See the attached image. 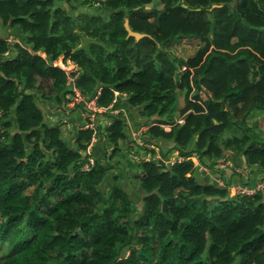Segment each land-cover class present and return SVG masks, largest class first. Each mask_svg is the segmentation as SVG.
<instances>
[{
  "label": "trees",
  "instance_id": "16d2710c",
  "mask_svg": "<svg viewBox=\"0 0 264 264\" xmlns=\"http://www.w3.org/2000/svg\"><path fill=\"white\" fill-rule=\"evenodd\" d=\"M58 1L68 9L0 0V264H264V193L232 196L191 158L244 156L264 171V132L249 125L257 114L264 124V0ZM77 2L94 11L72 14ZM126 19L148 36L129 37ZM185 38L203 42L193 56L168 49ZM59 59L79 66L85 96L109 106L125 93L149 126L159 152L134 146L123 114L108 113L100 132L137 191L109 178V162L82 168L94 130L66 138L47 122L40 101L60 108L69 93ZM174 151L190 158L172 162Z\"/></svg>",
  "mask_w": 264,
  "mask_h": 264
},
{
  "label": "built area",
  "instance_id": "2783aa9c",
  "mask_svg": "<svg viewBox=\"0 0 264 264\" xmlns=\"http://www.w3.org/2000/svg\"><path fill=\"white\" fill-rule=\"evenodd\" d=\"M9 41H18V39L10 36ZM8 54V52L6 53ZM45 57V55H43ZM55 66H58L62 70H64L67 74V88L69 93L67 95V100L63 104V107L59 108L61 111V119H59V124H63L66 128H70L71 120L70 116L72 112H74L77 108L86 110V123L84 128H90L97 132V124L100 115L105 113H114L118 114L122 112V108L116 105L120 102L121 99H124L126 96L125 93L117 92L112 103L109 106H99L97 103V97L89 98L85 96L80 88L77 85V77H78V70L79 66L74 62L67 60L64 61L63 59H59L54 62ZM100 94V91L98 92ZM120 99V100H119ZM3 111L0 108V118L2 117ZM183 118H175V123H183ZM173 126L171 123L170 125H164L166 128ZM146 126L141 127L138 130H134L132 132L133 139L140 145H143L144 142L142 140V133L146 130ZM0 131H2V125L0 123ZM96 140V137H94ZM137 158L136 156H133ZM190 157H183V156H175L171 159L172 162L176 161H183L189 159ZM195 161L198 167V173L203 177L206 178L208 182L211 184H216L221 187H226L229 189V194L232 196L237 195H255L260 192L264 193V176L256 179L254 185H250L248 182L249 172L251 171L247 165L244 164H237L231 159L227 158H220L214 165L208 164L206 161L202 162L197 157H191ZM96 160L94 157H90L88 161L83 165L84 170L90 169L92 166H95ZM225 170L231 171L236 180L233 182H229L226 178L224 173Z\"/></svg>",
  "mask_w": 264,
  "mask_h": 264
},
{
  "label": "crops",
  "instance_id": "0c3cea01",
  "mask_svg": "<svg viewBox=\"0 0 264 264\" xmlns=\"http://www.w3.org/2000/svg\"><path fill=\"white\" fill-rule=\"evenodd\" d=\"M185 39H187V38H185ZM185 39H181V40H185ZM179 41L173 42L172 47H174L175 44L178 43ZM179 47L182 48L183 45L180 44ZM126 103H127L126 101H124V100L122 101V108L125 111V113L128 115V119L130 122L129 124L131 126L135 125V127H136L138 122L136 121L135 116L132 115L131 110L133 108L132 109L127 108ZM40 105H41V107L45 113L47 122L51 125L58 124L59 119H61V111L58 109L59 107H57V105H55L54 103H52L50 101L41 102ZM108 119H109V117L106 115L105 116L100 115V117H99V120H98L99 136L91 145V154L93 157H97V159H99L103 164H106V162L110 163V165H109L110 166V171H109V178L110 179H112L113 176L116 173H118V174L123 176L121 183L124 184L129 189V191H133V190L137 191L138 190V184H136L134 182V180L131 178L133 170L125 165L126 164L125 158L123 159V157L121 155H113L114 150H113L112 144L107 143L105 136H104V133H102V134L100 133V132L104 131V128L108 122ZM70 120H71L70 128L66 129L64 126L63 127H64V133L66 135L70 134V137H71L73 134H75V131L77 129L82 127V125L85 122V116L80 111L75 110L71 114ZM170 145H171V143H170ZM170 145H166V146L169 147ZM175 154H176V151H174L173 155H175ZM233 159L235 160V162L237 164H244L250 168L251 171L249 172L248 182L251 186L254 185L256 179L264 176V171L255 165L249 166L247 164L244 156H237V157L235 156ZM224 173H225L226 178L228 179L229 182H233L234 180L237 179V177H235L234 174L229 170L228 171L225 170ZM200 178L203 180L202 176H199V179ZM134 200H138V199L134 198Z\"/></svg>",
  "mask_w": 264,
  "mask_h": 264
},
{
  "label": "rangeland",
  "instance_id": "374dc122",
  "mask_svg": "<svg viewBox=\"0 0 264 264\" xmlns=\"http://www.w3.org/2000/svg\"><path fill=\"white\" fill-rule=\"evenodd\" d=\"M57 1V3L59 4V5H62L63 7H65L66 9H68V7H69V4L68 3H66V2H61V1H58V0H56ZM91 11H94V9L90 6H86L85 4H83V3H79V2H77V8L76 9H73L72 7H71V13L72 14H74V15H77L78 13H83V12H91ZM4 29L2 28V26H1V22H0V31H3ZM21 36V35H20ZM22 37V36H21ZM183 45V47L182 48H180L179 47V45ZM203 45V42L199 39V38H187V39H185V40H180L178 43H176L175 44V46L174 47H172L173 46V44H171V45H168L167 47H168V49L169 50H171L175 55H177V56H179V57H183V58H188V57H190V56H193L194 54H195V52L198 50V48H200L201 46ZM179 102L181 103V104H183L184 103V96H183V94H180V96H179ZM40 103H41V101H40ZM132 111V115L133 116H135V118H136V121L138 122L137 123V125H139L140 124V122L142 121V119L143 118H141V116H140V114H139V112L137 111V110H135V109H132L131 110ZM262 115H255V116H251L250 118H249V125L250 124H256L257 123V125L259 126V129L262 131V132H264V124H261V117ZM135 126V125H134ZM66 128V127H65ZM67 129V128H66ZM69 134V133H68ZM69 136H70V134H69ZM65 137L66 138H68V136L65 134ZM147 138V137H146ZM148 139V138H147ZM143 141L145 142V144H147V142H146V140H145V138L143 137ZM150 146V145H149ZM168 148V146H165L163 149H164V151H166V149ZM157 150H159V148L157 149ZM90 152H91V150H90ZM225 158H227V159H231V160H233L234 162H235V160L233 159V156H231V157H225ZM236 163V162H235ZM248 179V178H247ZM111 182V180L109 179V181L105 184V185H103V187H102V189L104 190V191H108V189L110 188V184L111 183H113V180H112V182ZM136 201V200H135ZM136 206L138 207L137 209H136V211H135V213L133 214V217L134 218H137V217H139L142 213H143V210H142V203H141V201L139 200H137L136 201Z\"/></svg>",
  "mask_w": 264,
  "mask_h": 264
},
{
  "label": "clouds",
  "instance_id": "9594fccd",
  "mask_svg": "<svg viewBox=\"0 0 264 264\" xmlns=\"http://www.w3.org/2000/svg\"><path fill=\"white\" fill-rule=\"evenodd\" d=\"M124 100V99H123ZM120 101H122V99L120 100ZM58 107V106H57ZM61 108V107H60ZM122 108V107H121ZM59 109V108H58ZM73 113V112H72ZM109 113V112H108ZM108 113H105V114H103V116H108L107 114ZM111 114H114V113H112L111 112ZM118 114H123L124 115V117L126 118V120H127V122H128V129H127V134H128V136H129V138H130V140L132 141V142H134V146H136V148H139V147H141V146H147V147H149V148H154L155 150H156V152H159L160 151V147H158V146H153V145H150V146H148V145H146L145 144V142H144V144L143 145H140V144H138L134 139H133V136H132V132L134 131V130H138V129H140L141 127H143V126H146V128L148 129V125H143V126H134V125H130L129 123V119H128V115L125 113V111L123 110V108H122V112H120V113H118ZM84 116H85V122H84V124L82 125V127L81 128H84V125H85V123H86V115L84 114ZM113 120L112 119H108V122H107V124L106 125H108V124H110L111 122H112ZM171 123H165V124H163V123H161L160 125L162 126V127H164L166 130H170L171 129V127H172V125L168 128H166L164 125H170ZM64 126V125H63ZM65 127V126H64ZM68 129V128H67ZM146 129V130H147ZM97 130H98V124H97ZM145 130V131H146ZM144 131V132H145ZM144 132L142 133V135H141V137H142V140H143V137H144ZM95 133V136L94 137H96V139L98 138V136H99V130L97 131V132H94ZM95 140L93 139V141H92V144H93V142H94ZM91 144V145H92ZM159 148V150H157ZM90 150H91V146H90ZM133 156H136L137 158H134ZM150 156V154H149V152H147V153H145V154H143L142 155V157H146V158H148ZM157 157H160V154H157L156 155ZM175 156H180V155H178V152H176V154L175 155H173L172 156V158H174ZM90 157H93V156H90ZM89 157V158H90ZM193 157H196V156H193ZM95 158V157H94ZM129 158L130 159H132V160H134V161H138L139 159H140V156H138L137 154H135V153H129ZM225 158V157H224ZM95 160H97L96 158H95ZM107 161V160H106ZM105 161V162H106ZM199 174V173H198ZM199 176H201L200 174H199ZM203 178V177H202ZM201 179V178H200ZM203 180L205 181V182H207V183H209V184H211L210 182H208L207 181V179L206 178H203Z\"/></svg>",
  "mask_w": 264,
  "mask_h": 264
},
{
  "label": "water",
  "instance_id": "95a60500",
  "mask_svg": "<svg viewBox=\"0 0 264 264\" xmlns=\"http://www.w3.org/2000/svg\"><path fill=\"white\" fill-rule=\"evenodd\" d=\"M216 6H217V5H214L213 7H216ZM124 26H125V28H126V30H127V32H128V36H129V37H134L136 40H140V39H142V38L148 36V34H146V33H142V32L134 31V30L131 28L128 19L125 20Z\"/></svg>",
  "mask_w": 264,
  "mask_h": 264
}]
</instances>
